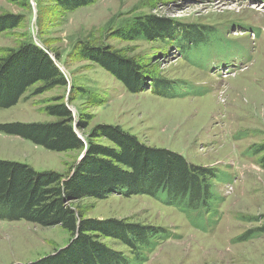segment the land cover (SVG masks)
Returning a JSON list of instances; mask_svg holds the SVG:
<instances>
[{"label":"rangeland","instance_id":"rangeland-1","mask_svg":"<svg viewBox=\"0 0 264 264\" xmlns=\"http://www.w3.org/2000/svg\"><path fill=\"white\" fill-rule=\"evenodd\" d=\"M263 1L97 0L65 11L55 0H0V14L24 15L19 26L0 33V58L9 48L32 40L58 53V64L69 78L67 86L39 95L32 94L35 87L30 88L16 105L0 109V124L53 121L56 117L45 106L55 98L64 97L66 102L74 98L70 107L75 115L88 116L87 134L96 124H117L144 144L172 149L191 163L219 170L212 193L224 194V200L208 230L194 223L193 213L149 195L113 192L103 199L88 197L79 203L86 217L118 218L173 234L161 240L143 264H264V234L237 241L264 223V169L257 156L247 154L248 148L264 143ZM146 14L217 31L221 40H236L248 53L233 57L230 52L228 59L203 56L199 61L209 65L205 71L183 58L175 42L117 37L119 27ZM83 40L134 58L148 85L141 92H131L100 64L79 57L76 49ZM180 80L186 81V92H176L173 97L159 94L166 86L176 87L172 83ZM99 141L110 144L105 137ZM82 152L54 151L0 132V158L28 163L37 170L67 174ZM245 216L256 219H240ZM71 239L61 225L0 220V264L35 262ZM99 240L133 259L134 247L112 237Z\"/></svg>","mask_w":264,"mask_h":264},{"label":"trees","instance_id":"trees-1","mask_svg":"<svg viewBox=\"0 0 264 264\" xmlns=\"http://www.w3.org/2000/svg\"><path fill=\"white\" fill-rule=\"evenodd\" d=\"M55 1L63 10L73 11L97 0ZM23 20V14H0V33L16 28ZM115 33L130 41L175 42L183 58L205 71L209 65L199 61L203 56L228 59L230 52L233 57L248 53L236 40H221L217 31L154 14L132 18ZM76 53L100 64L131 92H141L148 85L146 74L136 60L121 51L83 40ZM59 60L58 53L32 40L9 48L0 58V109L16 105L32 87H35L32 94L39 95L57 86H67L69 78L59 66ZM185 83V80L173 82L176 87L166 86L159 94L173 97L176 92H186L188 85ZM155 86L150 84V87ZM153 88L151 90L155 91ZM73 101L74 98L66 102L64 97H59L47 104L46 112L56 117L53 121L0 124V132L21 136L50 150L86 149L81 161L67 174L37 170L28 163L0 158V220L25 219L42 226L61 225L72 236L67 247L27 264H143L161 240L173 234L167 233L166 229L158 231L155 227L129 224L118 218L86 217L85 209L79 203L82 199H103L113 192L156 197L184 212L193 213L194 223L202 229L210 228L209 225L215 222L213 217L219 213L218 206L224 200V194L212 193V181L219 170L191 163L172 149L144 144L137 135L117 124L99 123L87 134L88 116L80 112L75 115L70 107ZM104 137L110 144L99 141ZM247 154L257 156V163L264 169V143L248 148ZM240 219L253 221L256 218L245 216ZM262 234L264 223L249 229L237 241ZM100 237H112L134 247L133 259L108 249L100 242Z\"/></svg>","mask_w":264,"mask_h":264},{"label":"water","instance_id":"water-1","mask_svg":"<svg viewBox=\"0 0 264 264\" xmlns=\"http://www.w3.org/2000/svg\"><path fill=\"white\" fill-rule=\"evenodd\" d=\"M78 131H79V130H78ZM80 135H81V133H80ZM81 136H82V135H81ZM85 152H86V149L82 152V154H81V156H80V158L78 159L77 162H80V161H81V159L84 157ZM67 246H68V245H66L65 247H67ZM65 247H61L60 249L65 248Z\"/></svg>","mask_w":264,"mask_h":264},{"label":"built area","instance_id":"built-area-1","mask_svg":"<svg viewBox=\"0 0 264 264\" xmlns=\"http://www.w3.org/2000/svg\"><path fill=\"white\" fill-rule=\"evenodd\" d=\"M235 180H236V179H235ZM235 180H234V181H235Z\"/></svg>","mask_w":264,"mask_h":264}]
</instances>
